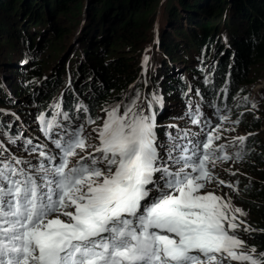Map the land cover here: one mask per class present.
Wrapping results in <instances>:
<instances>
[{
    "label": "snow or ice",
    "instance_id": "snow-or-ice-1",
    "mask_svg": "<svg viewBox=\"0 0 264 264\" xmlns=\"http://www.w3.org/2000/svg\"><path fill=\"white\" fill-rule=\"evenodd\" d=\"M138 101L139 92L122 114L119 106L105 110L92 130L97 144L84 135L96 122L90 116L75 125L79 116L64 113L61 123L40 114L52 147L26 139L35 164L0 143V264H264V253L239 237L241 226L254 231L240 219L247 214L227 194L206 190L215 184L238 193V182L219 179L215 168L243 160L247 137L217 144L223 131H235L217 109L216 125L204 121L199 133L177 130L158 144L156 115H144ZM188 115L201 125L199 109Z\"/></svg>",
    "mask_w": 264,
    "mask_h": 264
},
{
    "label": "rangeland",
    "instance_id": "rangeland-1",
    "mask_svg": "<svg viewBox=\"0 0 264 264\" xmlns=\"http://www.w3.org/2000/svg\"><path fill=\"white\" fill-rule=\"evenodd\" d=\"M49 1L53 2L54 0H40L39 2H41V4L37 0H33V5L28 7L27 4L25 5V0H22V2L18 4L19 8L24 7L22 16H20V14H15L18 16L13 18V21L17 22V24L11 23L12 27L6 26L0 30V34L4 32L5 34L8 33L11 35V39H8V36L4 33L2 37L0 36V50H2L0 51V99H2L4 102H7L5 105H2L4 107L16 108L17 111L31 108L29 106L30 102H28L30 94L22 91V87H24L25 83L23 82L21 76L29 65L28 61L31 60V56L28 54L26 46L19 39V31L22 29H25L26 31L28 30V36L34 38V42L36 43L34 44V50L37 48L39 49L38 51H34L37 52L36 55H38V58L44 59L43 61L47 62V65H45L43 68L44 74L49 72V75L53 76V74H55L54 72H57L55 76L65 77V81H67L68 84L63 86V89L61 90L63 92L70 90L77 92L75 89V84L72 85L70 78H68V76L72 75L70 73L73 71L74 67L81 66L86 63H88L87 65L91 64L98 66V64L95 62H98L97 59L99 55H97V53L91 56L90 54H87L85 51L86 47H83V42L87 46V44H89L88 42L91 41L93 43L97 35L105 33V37L102 40V43L104 44L103 50L106 49L107 46L105 45L108 43L107 45L111 44L118 49H122L120 52L114 53L115 55H112L113 57L132 55L131 57H128L130 78H127L125 83V87H128L127 93L129 96H131L128 99L118 98L116 100L104 101L106 105H102L95 115L96 123L94 126L96 128L101 126L104 122V119H106L105 110L110 111L111 109L119 106L120 113L122 114L125 105H127V103L136 95L137 92H139L138 106L143 109L142 105H140L141 99L144 96L145 90L147 87H149L151 78V75L147 72L145 65L147 64V66L150 68L153 66V64L155 66L156 58L162 62L163 66L158 70L156 74L157 76H164L166 75L165 72L167 71L169 77L172 76L176 79H179L181 82H185L184 78L191 77L193 81L190 83L195 84L196 82L201 84L202 81L203 84V79L205 81L204 75H201L200 73H197L199 74L197 75L191 72L193 67L194 69L198 68L195 64L190 63H194L193 60L195 58L199 60L196 52L194 50L189 51V55L191 57L189 64L187 65L184 63V60H180V57L176 55V53L169 54L171 50H169L170 48L168 46L170 40L179 42L183 39V35L189 31H194L195 34L200 35L202 33V26L200 25L203 17L205 21L211 23V26H215V29L218 31V35L215 37L216 41L214 42L215 45L213 47V51H216V53L222 55L229 53V48L223 46V43L230 42L229 37L226 36L228 32L227 24L229 17L231 20V15L228 14L229 6H225L222 10V13L219 15L207 16L205 15V12L207 10L206 5L208 0H187V3L193 2L192 4L197 7L195 10H187L183 5L182 0H150L148 6H146L148 8V12L143 15V17L146 18V21L141 24L139 22L143 19L142 15H138L136 21H131L129 19L130 21L127 20V22L121 23L120 21L122 20H117V18H112V22L105 20L107 16L94 18V16H96L95 8H97L98 4L95 2V0H82V9L73 8L72 10L77 11L76 16H67L62 12L55 11L56 9L54 7L52 9L45 7L44 9L43 3H48ZM225 1L233 2V0ZM39 11L43 19L42 22L36 24L34 21L35 15H33L32 18H26V14L29 15V12L31 13ZM129 11L131 12L132 9ZM223 15L226 16L222 17ZM125 17L126 11H124L122 18L124 19ZM127 17H130L129 12ZM72 19H74L73 22L71 21ZM118 23L123 24L118 25ZM60 28H64L68 31V33H65L62 38V44H51L50 41L54 42L57 40L56 33ZM158 34L159 36L157 38ZM159 38L164 39L165 42L160 43ZM157 39V45L160 47L159 49H157L155 45ZM218 40H221L220 46L216 45ZM80 41L82 42L80 43ZM47 42H50V44L44 45ZM58 47L63 48L64 54L62 56L53 52V50ZM82 52L83 54H81ZM204 54L205 52L202 53V55ZM145 57H147L146 64ZM231 61L233 62L234 67L236 65L234 62L235 59L232 58ZM170 63H173L176 66V70L178 69L176 72L179 73H172L175 71V69L169 68L171 66ZM60 64L64 65V70L67 72L64 76L61 75L64 70L58 71V66L60 67ZM202 67L203 69L201 70L203 71L207 69V65L203 64ZM247 71L248 74L245 77L246 79L241 85L242 90L236 93L233 96V99L229 101H231L232 106H234V102L237 99L240 100L239 111L236 109L237 112L234 114L238 112L240 114V111L244 109L242 111L245 115H251L253 122L258 125V130L249 132V134L251 133L252 135H256L264 140V64H253L247 68ZM45 77H43V80L36 85V90L44 85V80H46L44 79ZM139 78L140 80H138ZM195 85L197 86V84ZM235 87L236 90L239 89L238 83H235ZM34 90L35 89H33V91ZM245 97H247V100ZM11 102H15V105ZM253 103L256 105L255 108L252 107ZM243 106H246V108ZM233 111L234 110H231V112ZM4 115H7V113H4ZM238 117L240 118V116ZM223 127L229 129L234 128L235 131H224L225 134L222 136L221 141H217V144L229 145V142L232 141L233 138L238 136H247L245 131L239 127V124H234L232 121L224 123ZM235 144L237 145L238 142ZM235 144H231L228 149H232ZM257 168L261 171H264L263 164ZM226 169H230L232 172H235L236 175L233 176L229 173L230 176H228L226 179H223L225 181L231 182V180L233 181V177L234 179L236 177H243L248 180L255 179L253 172L247 171L243 163L240 164V161H229L225 163L224 168L222 169L223 174L228 172ZM206 190L212 191L217 195L224 196L227 194V196L231 197L233 205L235 207L241 208L247 214L246 216H241L240 219L244 220L251 229L257 230V228L260 229L263 227V220L259 218L256 212L250 210V208L247 207L241 200L235 199L233 196H235L236 193L235 191H232V189L223 186L217 187L215 184H209ZM242 229L243 226H241V230L238 233L239 237L246 242L247 246L252 247L249 239L245 237L246 234L249 233H245ZM256 250L257 255L263 253L258 251V249Z\"/></svg>",
    "mask_w": 264,
    "mask_h": 264
},
{
    "label": "trees",
    "instance_id": "trees-1",
    "mask_svg": "<svg viewBox=\"0 0 264 264\" xmlns=\"http://www.w3.org/2000/svg\"><path fill=\"white\" fill-rule=\"evenodd\" d=\"M28 1L29 0H25V5L27 4L28 7L33 5V0ZM37 1L39 2L40 0ZM149 1L150 0H95L98 4L97 8H95L96 16H94V18L107 16L105 20L112 22V18H117V20H122L120 23L127 22V20L136 21L138 15H142L143 17V15L148 12L146 6H148ZM21 2L22 0H0V30L6 26L12 27L11 23L17 24V22L13 21V18L19 14L22 16L24 7H18V4ZM182 2L187 10H195L197 8L192 4L193 2L187 3V0H182ZM39 3L41 4V2ZM81 3H83L82 0H54L53 2L49 1L48 3H43V5L44 9L45 7L48 9L54 7L56 9L55 11L62 12L67 16H76L77 11L72 10L73 8L82 9ZM206 6L207 10L205 15L207 16L219 15L222 13L225 6H229L228 14L231 15V20L229 17L227 24L228 32L226 36L229 37L230 42L223 43V46L229 48V53L222 55L213 51L215 45L214 42L216 41L215 37L218 35V31L215 29V26H211V23L205 21L203 17L200 25L202 26V33L199 35L195 34L194 31H189L183 35V39L179 42L170 40L168 46L171 51L169 54L176 53V55L180 57V60L182 59L185 63H188L191 57L189 51L194 50L198 57L214 61V63L210 65V67L213 66L214 69V71H210V79L211 81H214L212 82V85H209V88L210 90H219L223 87H230L229 97L231 99L236 93L242 90L241 85L248 74L247 68L253 64H264V0H233V2H226L225 0H208ZM130 8L132 9L131 12L129 11L131 10ZM124 11H126V17L123 19ZM128 12L130 17H127ZM28 14L29 15L26 14V18H32L33 15H35L34 21L36 24L43 21L40 11L29 12ZM225 16L226 15H223L222 17ZM145 19L146 18L143 17L139 23H144L146 21ZM71 21L73 22L74 19ZM120 23H118V25L123 24ZM27 31L25 29L19 31V39L26 46V50L31 56V60L28 61L29 65L21 76L25 83L24 87H22V91L30 94L28 102H30L32 109L36 111L45 108L44 110H46L47 106H51L54 103L57 96L63 94L61 93V90L63 89V86H66L68 83L65 81V77L55 76L57 72H54L55 74H53V76L49 75V72L44 74L43 68L47 65V62L43 61L44 59L38 58V55H36L37 52H34L39 49L37 48L34 50V44H36L34 42L35 40L28 36ZM3 33L0 34L1 37ZM65 33H68V31L64 28H60L56 33L57 40L54 42L50 41L51 44H62V38ZM5 35L8 36V39H11V35L8 33ZM104 37L105 33L99 34L95 37L93 43L90 41L91 43L88 42L89 44L85 46V51L87 54H90V56L96 53L99 55L97 59L98 62L94 61L98 66L91 64L87 65L88 63L76 66L70 73L72 75L68 76L71 84H75V89L77 90V93H79L80 98L84 100L90 110H94L104 101L116 100L118 98L128 99L131 96L127 93L128 87H125V83L127 78H130L128 57H131L132 55L113 57L112 55H115L114 53L120 52L122 49H118L111 44L107 45V43L105 46L108 48L106 47V49L103 50L104 44L102 43V40ZM159 39L160 43L165 42L164 39ZM50 42H47L44 45H48ZM220 43L221 40H218L216 45L220 46ZM53 52L60 56L64 54L62 47L55 48ZM203 52H205L204 55H202ZM232 58L235 59L234 62L236 64L233 69H231L233 63L231 61ZM60 70H64L63 64H60V67L58 66V71ZM66 73V70H64L61 75L64 76ZM43 77L46 79L44 80V85L36 90V85L43 80ZM138 80H140V78ZM235 83H238V90H236ZM181 88H183L182 92L186 90V87L184 86H181ZM33 89L35 90L32 91ZM67 97L69 98V104L71 105L77 101V96L74 93L71 94L68 92ZM3 102L4 101L0 99V104H3ZM239 102L240 100L238 99L234 102L233 110H235V112H237L236 109L239 111ZM243 107L246 108V106ZM242 110L240 111V114L239 112L236 113L235 119L239 120V127H241L247 134V139L244 143V158L240 161V164L243 163L247 171H252L255 179L248 180L243 177H236L234 181L239 182L236 184L238 193L235 192L236 195L233 197L241 200L250 208V210L256 212L264 223V171L257 168L262 166V164L264 165V140L256 135L249 134V132L258 130V125L253 122L251 115H245ZM238 116H240V118ZM238 147L239 145L235 147L236 151L238 150ZM245 237L249 239L252 246L258 249V251L264 253V224L262 228H257V230L246 234Z\"/></svg>",
    "mask_w": 264,
    "mask_h": 264
},
{
    "label": "bare ground",
    "instance_id": "bare-ground-1",
    "mask_svg": "<svg viewBox=\"0 0 264 264\" xmlns=\"http://www.w3.org/2000/svg\"><path fill=\"white\" fill-rule=\"evenodd\" d=\"M157 38H158V35H157ZM82 41H80V43H81ZM157 43H158V39H157V42H155V45H156V47L159 49L160 47L159 46H157ZM83 44V47L85 48V46H86V44L83 42L82 43ZM81 54H83V52L81 53ZM170 67L169 68H173V69H175V71H173L172 73H174V72H176V71H178V69L176 70V66L173 64V63H170ZM146 66V70H147V72L150 74V75H152L153 73H155L158 69H160V68H162L163 66H162V62L158 59V58H156L155 59V66H154V64H153V66H151V68L150 67H148L147 66V64L145 65ZM153 96H154V90H153V88L151 87V88H147V90H146V93H145V97L146 98H148V99H150V100H152V98H153ZM213 100H216V98H214ZM14 111H17V109H13ZM19 111V110H18ZM160 116H162L161 114L157 117V118H159ZM3 118H11V115H6L5 117H3ZM1 116H0V120L1 119H3ZM156 118V119H157ZM12 128V126H6L3 130H8V129H11Z\"/></svg>",
    "mask_w": 264,
    "mask_h": 264
}]
</instances>
